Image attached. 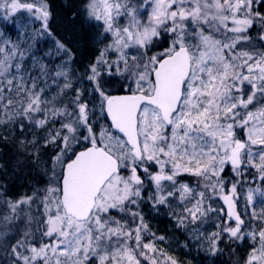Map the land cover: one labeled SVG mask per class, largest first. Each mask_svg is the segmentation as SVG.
<instances>
[{"label": "snow or ice", "instance_id": "1", "mask_svg": "<svg viewBox=\"0 0 264 264\" xmlns=\"http://www.w3.org/2000/svg\"><path fill=\"white\" fill-rule=\"evenodd\" d=\"M253 4L254 0H88V19L99 22L110 38L88 68L101 114L110 117V127L99 129L91 119L96 110L82 100V92L76 91L71 101L73 111L54 106L65 90L72 89L63 66L55 72L64 77L63 86L51 100L44 98V88L24 64L20 44L0 32V124L23 118L44 127L49 116L67 119L47 141L62 145L52 162L54 185L15 202L4 201L9 214L0 217V247H8L3 237L20 219L22 205L36 203L43 209L35 219V231L34 218L26 214L20 238L10 245L14 264H178L156 247L164 237L150 233L143 216L127 211V206H138L147 179L156 190L149 199L157 204L177 192L182 202L194 201L184 208L193 223L207 211H217L211 205L205 209V192L188 184L165 194L164 183L174 187L176 177L184 173L206 181L204 188L219 192L227 205L224 227L209 237L212 254L219 251L222 235L232 242L247 238L251 250L245 264H264V208L256 210L264 204V188L246 190V226L236 211L237 185L228 180L231 194H224L221 175L226 167L236 176L242 169L254 170L264 182V51L238 49L250 40L247 32L257 18L264 30V16L253 12ZM0 10V19L12 24L17 13H28L40 23L35 36L52 35L47 0H0ZM161 34L168 37V47L149 56ZM56 49L67 57L65 65L72 60L71 49L58 40ZM110 52L117 56L111 62L106 59ZM39 67L46 74V66ZM102 75L122 77L121 90L128 94H108L109 81L102 84ZM37 114L42 118L36 119ZM153 167L156 170L150 171ZM113 210L127 212L136 226L116 219ZM146 235L152 239L145 242Z\"/></svg>", "mask_w": 264, "mask_h": 264}, {"label": "rangeland", "instance_id": "2", "mask_svg": "<svg viewBox=\"0 0 264 264\" xmlns=\"http://www.w3.org/2000/svg\"><path fill=\"white\" fill-rule=\"evenodd\" d=\"M88 2V0H86ZM87 2L83 3V6L81 8V13L83 17V24L85 26H88L89 28L93 29L97 33V42L100 43V47L98 48V54L97 57L100 55L101 49L105 48L108 43H110V38L106 36V34L103 33L102 26L99 24V22L90 20L87 17V14L85 12V4ZM83 10V11H82ZM3 10H0V13H2ZM253 12H259L260 15L264 16V2H261V0H254L253 4ZM28 15V14H27ZM53 19V24H54ZM121 24L124 23V20L120 21ZM255 22V21H254ZM257 23L259 22L261 27V22L257 18ZM19 33L18 37H11L4 33V31L0 27V32L4 34L3 38L11 39L13 42H18L20 44L21 50L25 52V60L24 64L30 73V75L33 78H38L37 83L40 88H44L43 97L46 99L51 100L54 96H57V93L60 91V88L64 84V77H56L55 72L57 70H60L58 66H63V70L67 71L69 74V80L72 83V89L65 90L64 93L59 96L55 102V107L58 109H63L65 106H67V110L69 112L73 111L72 104L68 105V99H72L76 95V91H80L83 93L82 100L86 103H88L90 108H95V113L92 115L91 119L94 121L93 128L99 129L101 126H106V114H101L100 111V97L93 91V85L92 82L87 79V77L91 73H85L84 75L80 74V78H74L71 75V64L69 62L65 65L64 62H58L53 65V68L51 70V74L48 73V68H51L49 60H51L52 64L53 62H56V54H54L51 50L47 51L46 54L43 56H37L35 53L34 48V38L35 33L33 32V29L31 27H28L27 22L19 21ZM260 37H264V30L259 32ZM67 39L71 40L70 36L65 35ZM0 38V42H2V39ZM264 42V40H262ZM249 42V41H247ZM164 44H166L165 48L168 47V37L165 39ZM249 45V44H248ZM160 46V45H159ZM159 46H154L149 52L148 55H153L157 51H163L164 49H160ZM247 46L246 42L242 46H238V49L243 50L244 47ZM74 48V47H73ZM246 50V49H245ZM250 50V49H249ZM259 51H262V48L259 49ZM136 54V53H131ZM77 55H75V58ZM96 57V58H97ZM95 58V60H96ZM117 58L115 53H108L106 56V59L109 60V62L115 60ZM91 64H93L95 62ZM35 61V65H34ZM40 65L46 66V74H42L40 70ZM115 71V69H113ZM110 79L111 82L113 80H118V76H107ZM115 83L114 85H116ZM112 83L110 85L111 89ZM108 90V89H107ZM36 119L42 118L37 116ZM63 119H66L65 117H61ZM23 119V118H21ZM25 124H19L20 118H17L13 122L9 124H0V144L3 143V141L10 140V139H16V142L18 141L17 145V153L22 156V162L24 164L30 163L29 157H37L41 150V142L43 141L44 144L54 145L55 143H48V139L50 138L49 134L55 135L54 130L60 129L61 125L56 124L55 122L51 124L52 126L45 125L44 127H36V125H32V123L27 120ZM67 120V119H66ZM19 124L16 130L5 128L12 127L14 124ZM26 124L28 126V131L26 132L29 137L28 140L26 138V133L21 134L22 126L26 127ZM6 130V131H5ZM12 130V131H11ZM11 131V132H10ZM81 132H83V129H81ZM62 135L64 133H61ZM86 134V133H85ZM114 134H118L114 131ZM238 136H240L243 139V134L238 131ZM21 137V138H20ZM20 138V139H19ZM15 144V143H14ZM14 144L10 145L14 146ZM25 158V159H24ZM21 161V160H20ZM39 162V161H38ZM52 162L53 159L48 162V159H42V164L40 169H38L37 177H35V180L26 182L18 183L15 179V181L18 183V187H20L21 193L16 195L15 197L6 196L5 194L7 192H13L14 189H11V185L4 181L3 173L0 171V217L3 215L9 214L8 206L4 201H12L15 202L18 199H21L25 196H31L34 192H37V190L43 191L45 188H47L50 185H54V181L52 180L53 177V171H52ZM39 168V166H37ZM11 166H9L8 170H11ZM1 169V167H0ZM156 168L153 167L150 169V171H155ZM223 174H230L233 175L234 180L231 181L232 183H235L237 185V192H242L241 196L244 201V196L246 193V190L250 187H261L264 188V182L260 181L256 178V173L254 170H248L244 171L242 169V175L236 176L235 173H233L229 167H226L224 172L221 174L224 178ZM11 175V174H8ZM140 175L144 177V173L140 172ZM43 176V177H42ZM225 176V177H226ZM207 183L206 181H203L201 178L189 175L187 173L178 175L176 177V183L173 187L171 182H165L164 183V192L165 194L168 191H176L179 189L180 184H188L191 188H193L196 192L204 191L205 192V200H204V206L205 209H207L208 205H211L212 209H216L217 211H207L206 215L201 217L200 219L196 220L194 223L186 217V214L184 213L185 207H192V204L194 201H181L179 197V193L177 192V195L173 197H169L167 202L164 204H157L155 202V199L150 200L149 196H154L156 194L155 186L150 183L147 179H145V187L142 190V198L137 201L138 206L128 205V209L131 212H139L141 216H143V221L147 225V228L150 233L155 234V237H164L163 241H156V247L158 249H162L165 253H167L169 256L174 258L178 264H245V261L247 259V255L249 251L251 250V241H249L247 238H245L242 241L233 242V245L235 246V254L234 256H230V254H227L224 252L223 244L221 242H224L227 244L228 247V240L225 236H221L220 241L218 242V249L215 254H212L210 251V240L209 237L212 233L219 232V222H221V219L224 220V214L227 210V205L224 203V201L221 198V195L219 192L213 194L210 189H205L204 184ZM230 187L231 185L227 183L225 180V192L224 194H231L230 193ZM24 192V193H22ZM240 199L237 197L235 198L236 206L239 203ZM237 208V207H236ZM261 208H264V204L257 205V212L260 211ZM22 211L18 209V212H20V219L14 220L12 224L9 225V228L11 229L6 237H3V243L7 245L8 247L15 243V239L20 238L19 231L24 230L25 225L27 224V215H31L33 220V231H35V219L41 218L40 213L43 211L42 207L38 204L34 203L31 206L22 205L21 206ZM220 209H223L224 211H220ZM114 211V210H113ZM111 212V215L115 217L113 214L114 212ZM238 212V210L236 209ZM27 214V215H26ZM221 216V217H220ZM242 218V217H241ZM180 219H184V223L180 224L178 221ZM245 220V225H248V218L245 216L243 217ZM225 221V220H224ZM2 223V221H0ZM225 224V223H224ZM229 226H234V223L229 222ZM253 227L259 229L261 225L259 223H254L252 225ZM224 227V226H223ZM0 231H3L2 228H0ZM151 236H145V242L151 240ZM6 249V248H5ZM5 260L9 259V254L7 251L3 250V247H0V264L4 262ZM12 263V261H10Z\"/></svg>", "mask_w": 264, "mask_h": 264}, {"label": "trees", "instance_id": "3", "mask_svg": "<svg viewBox=\"0 0 264 264\" xmlns=\"http://www.w3.org/2000/svg\"><path fill=\"white\" fill-rule=\"evenodd\" d=\"M27 2H31V0H27ZM87 2L86 0H47L48 5L50 6V11L52 13L50 21H49V29L51 30L52 35H44V36H35L34 38V48L35 53L37 56H43L46 54L47 51L51 50L54 54H56V62H50L51 68H48V73L51 74V70L53 68V65L58 62H64L67 57H65L63 54L58 53L56 49V41H60L63 44H65L69 49H71V52L73 54V58L71 61H69V64H71V75L74 78L78 77L80 78V74L84 75L85 73H90L88 71L89 66L95 60L98 54V48L100 47V43L97 42V33L89 28L88 26H85L83 24V17L81 13V8L83 6V3ZM83 11V10H82ZM25 12H19L13 17L12 19L15 20V24L5 22L4 20L0 19V27L4 31V33L8 36H15L18 37L19 33V21L27 22L28 27H31L33 29V32L35 33V30L40 27L39 21L34 20L30 14ZM53 19L54 24H53ZM257 21V20H256ZM254 22L253 26L249 28L247 35L250 37L249 42H246V45L243 49V51H253L257 50L259 51L260 48H262V51H264V42L262 41L259 32L262 31V28L260 27L259 22ZM65 35L70 36L71 40L67 39ZM167 37L161 34L160 41L156 44L157 47L159 46L160 49H164L166 44H164V41ZM249 44V45H248ZM74 47V48H73ZM246 49V50H245ZM250 49V50H249ZM75 55L77 57L75 58ZM52 75V74H51ZM112 79L111 77H107L102 75L101 82L105 80L109 81L107 84V91L108 94H116V93H125L127 92L125 90H121V83H122V77L118 76V80H113V82L110 81ZM111 86V89L108 88ZM117 83L116 85H114ZM93 85V82H92ZM73 99V98H72ZM72 99H68V105L71 104ZM83 99V98H82ZM40 116L37 114V118ZM19 124H25L26 121L20 118ZM61 125L62 122H67L66 119H63L61 117L56 118L53 120L49 116V126H52L53 123ZM32 125H36L35 123L31 122ZM106 126L110 127V123L106 119L105 121ZM19 124H14L12 127H5L12 130H17V126ZM47 124V125H48ZM37 127V125H36ZM5 130V131H6ZM11 130V131H12ZM21 134H25L29 129L26 124V127L22 126ZM10 131V132H11ZM29 135L26 133V138L28 140ZM21 138V137H20ZM19 138V139H20ZM15 143V144H14ZM14 144V146L9 147L10 145ZM18 141L16 142V139H10L3 141V143L0 144V171L3 173L4 181H7L11 185V189H14L13 192H7L5 195L10 197H15L18 195L20 191V187H18V183L33 181L35 180V177H37L38 169L41 167L42 159H48V162H50L54 157L59 153L61 148V142L57 140V142L53 145L44 144V142H41V150L37 157H29L30 163L24 164L22 162V156L17 153ZM77 150L81 149L79 145L76 146ZM25 159V158H24ZM21 160V161H20ZM39 161V162H38ZM9 166H11V170L9 169ZM39 166V168L37 167ZM11 174V175H8ZM224 180L228 181L234 180L233 175L230 174H223ZM226 176V177H225ZM43 177V176H42ZM16 178L17 182L15 181ZM24 193V192H22ZM242 192H237V198L240 199L239 203L237 204V210L241 213V217H245L243 209H244V201L241 196ZM127 211H129L127 207ZM115 218L120 220H127L130 227H135L136 224L133 223V221L128 217L127 212L120 213L116 210L113 211ZM221 217V216H220ZM225 221L221 219V222H219V230L223 228ZM223 244L224 252L227 254H230V256H234L235 254V246L233 245L232 241H228V247L227 244L224 242H221ZM6 248V249H5ZM3 250L7 251L9 254V259L2 262V264H14L13 258L10 255V246L9 247H3ZM12 261V263H10Z\"/></svg>", "mask_w": 264, "mask_h": 264}, {"label": "water", "instance_id": "4", "mask_svg": "<svg viewBox=\"0 0 264 264\" xmlns=\"http://www.w3.org/2000/svg\"><path fill=\"white\" fill-rule=\"evenodd\" d=\"M125 94H128V93H116V94H113V95H125ZM107 116V115H106ZM107 118H108V120H109V122H110V117H108L107 116ZM119 134V133H118ZM80 150H83V149H80Z\"/></svg>", "mask_w": 264, "mask_h": 264}]
</instances>
